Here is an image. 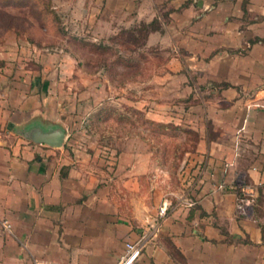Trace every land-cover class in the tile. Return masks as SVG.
<instances>
[{"label": "crops", "instance_id": "0c3cea01", "mask_svg": "<svg viewBox=\"0 0 264 264\" xmlns=\"http://www.w3.org/2000/svg\"><path fill=\"white\" fill-rule=\"evenodd\" d=\"M81 11L92 23L102 15L108 31L157 18L145 44L166 41L167 54L145 81L164 78L183 102L134 106L194 129L196 144L169 171L153 150L33 141L39 128L63 129L46 118L64 87L51 94L32 79L61 75L44 67L41 47L19 57L0 41V264H117L140 236L130 264H264V0H87Z\"/></svg>", "mask_w": 264, "mask_h": 264}, {"label": "rangeland", "instance_id": "374dc122", "mask_svg": "<svg viewBox=\"0 0 264 264\" xmlns=\"http://www.w3.org/2000/svg\"><path fill=\"white\" fill-rule=\"evenodd\" d=\"M29 2L27 5L0 4V41H5L13 35L6 25L17 29L24 27L25 31H19V41L12 49L18 48L16 53L22 55L27 48L21 37H25L26 32L29 33L42 45L40 54L45 59V66H42L46 67L47 71L51 69L52 76L54 73L61 75V78L56 77V81L52 78L54 83H51L49 88L52 94L55 89L64 87L62 93L56 91L54 101L57 103H52L61 109L52 120L46 119L63 127V148L69 151L95 152L120 147L153 150L158 153L159 163L166 165L169 171L176 170L182 155L192 151L189 149L195 135L178 130L174 134L162 132L147 124L144 112L134 105H146L147 100H153L157 105L172 101L182 103L184 95L171 94L170 89L168 91V88L163 86L164 78L147 82L143 80L140 83L138 79H130L132 74L126 73L128 68L119 64H113L108 71L101 67L102 60L110 59L112 52L119 51L133 56L136 53L126 51L120 44V41L125 39L119 36V29L108 31L104 28L102 15L98 16L96 23H92V15L81 11L87 0ZM35 13L38 18L34 16ZM22 16L29 17L32 25L27 26ZM133 22L127 25L132 26ZM33 26H38L40 32ZM80 39L103 42L110 45V49L105 53L93 51ZM127 44L130 48L133 47L132 43ZM1 46L5 50L9 49L5 43ZM166 46V41H162L157 45L145 44L142 49L161 59L167 54ZM19 64L26 69L34 68V63H29V60ZM72 96L75 102H72ZM60 113L61 117L58 116ZM47 120L44 118V121ZM184 148L189 149L184 151ZM178 155L180 156L174 157ZM157 173L160 181L166 177L162 171Z\"/></svg>", "mask_w": 264, "mask_h": 264}, {"label": "trees", "instance_id": "16d2710c", "mask_svg": "<svg viewBox=\"0 0 264 264\" xmlns=\"http://www.w3.org/2000/svg\"><path fill=\"white\" fill-rule=\"evenodd\" d=\"M0 4L3 5H27L30 4L29 0H0ZM51 12V11H50ZM54 15V12H52ZM35 17L38 15L35 13ZM38 18V17H37ZM23 21L27 26L32 25L29 17H24L22 16ZM7 28L11 32H13V35L5 40L2 41V43H5L6 45L8 44H13V41L17 44L19 41V31L24 30V27L17 29L14 26L11 25H6ZM34 29L40 32V28L38 26H33ZM159 28V23L157 18H152L148 21H138L134 23L132 26L129 27H122L120 28L119 31V36H122L125 41H120V44L124 46V49L126 51H134L136 55H126L125 53H121L119 51L112 52V57L110 59H103L101 62V67L105 68L106 71H108L110 68H112L113 64H119L123 68H128V72L132 74L130 79H138L139 81L141 80H146L153 70L156 68L157 65H159L161 62H163V58L158 59L156 55H150L149 52L144 51L142 48L145 46V39L147 34L150 31L156 30ZM124 33V34H123ZM123 34V35H121ZM121 37V38H122ZM25 45L28 47L30 46H35V47H42L40 45V42L37 40H34L29 33H25V37H21ZM18 39V40H17ZM139 40V41H137ZM82 43H85L88 47L92 48L93 51H98V52H107L108 49H110V45H107L106 43L103 42H92V41H84L83 39H80ZM129 42L130 44H133V47L130 48L127 44ZM136 44H135V43ZM150 49H154V47H150ZM34 83L35 84H40L42 87H46L47 90L50 88V82L52 79L50 78H42L40 74L35 75L33 77ZM147 124L152 125L154 128L161 130L162 132H170L174 134V132L182 131L184 133H191L195 135V138H193L192 141H194L190 146L191 148H184L183 150H193L196 144V131L188 126H184L182 124H177L172 121H161V120H154L151 118L146 117L144 119ZM185 139V138H184ZM174 154V153H173ZM174 156L175 158L179 157Z\"/></svg>", "mask_w": 264, "mask_h": 264}, {"label": "built area", "instance_id": "2783aa9c", "mask_svg": "<svg viewBox=\"0 0 264 264\" xmlns=\"http://www.w3.org/2000/svg\"><path fill=\"white\" fill-rule=\"evenodd\" d=\"M261 189L264 190V184L261 185ZM250 204V199L242 193L241 189H238L235 196V209L238 213L245 214L248 206ZM166 213V204L161 203L156 209V219L155 224L158 222L157 220L161 219ZM2 225L8 229L9 224L6 221L2 222ZM144 237L140 236L134 242L125 243V251L120 256L117 264H130V262L139 255L141 248L144 246ZM30 264H47L45 262L32 259Z\"/></svg>", "mask_w": 264, "mask_h": 264}, {"label": "water", "instance_id": "95a60500", "mask_svg": "<svg viewBox=\"0 0 264 264\" xmlns=\"http://www.w3.org/2000/svg\"><path fill=\"white\" fill-rule=\"evenodd\" d=\"M29 137L37 143H44L50 146L63 145V129L60 128H51L46 130L39 128L37 131L29 133Z\"/></svg>", "mask_w": 264, "mask_h": 264}]
</instances>
